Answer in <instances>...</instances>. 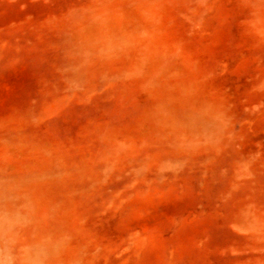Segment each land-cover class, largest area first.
Segmentation results:
<instances>
[{
    "label": "rangeland",
    "instance_id": "obj_1",
    "mask_svg": "<svg viewBox=\"0 0 264 264\" xmlns=\"http://www.w3.org/2000/svg\"><path fill=\"white\" fill-rule=\"evenodd\" d=\"M0 264H264V0H0Z\"/></svg>",
    "mask_w": 264,
    "mask_h": 264
}]
</instances>
